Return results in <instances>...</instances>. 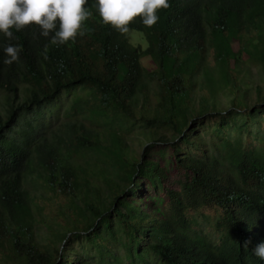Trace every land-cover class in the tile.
I'll return each mask as SVG.
<instances>
[{"label":"trees","instance_id":"trees-1","mask_svg":"<svg viewBox=\"0 0 264 264\" xmlns=\"http://www.w3.org/2000/svg\"><path fill=\"white\" fill-rule=\"evenodd\" d=\"M169 2L154 27L137 17L123 35L102 21L95 0L75 43L52 44L35 25L13 29L11 40L0 33L3 264H94L74 255L71 241L106 234L126 246L134 264H152L151 253L163 264H264L253 253L264 243V146L190 131L207 116L264 104L260 84L253 100L242 58L264 71V0ZM8 45L21 49L19 62L4 63ZM64 91L76 94L69 113L77 116L49 136L43 112ZM139 119L151 126L137 153L123 128ZM158 144L169 150L170 169L152 157ZM141 180L155 193L149 207L139 203L143 194H130ZM37 188L60 201L63 221L39 215ZM205 209L217 211L215 239L196 230ZM98 264L124 262L116 256Z\"/></svg>","mask_w":264,"mask_h":264},{"label":"rangeland","instance_id":"rangeland-1","mask_svg":"<svg viewBox=\"0 0 264 264\" xmlns=\"http://www.w3.org/2000/svg\"><path fill=\"white\" fill-rule=\"evenodd\" d=\"M135 33V31H132ZM235 49H237V44L234 43ZM211 53V52H210ZM242 58L247 62V65L244 66L247 68L248 76L247 80L251 82V91L253 94V100L256 98L255 86L260 84L264 87V71L258 64L249 61L246 54H242ZM209 63L213 65L215 60L212 55L208 57ZM144 62L148 63L147 60ZM243 75V74H242ZM78 94L87 96L88 93L83 90H78ZM2 95V93H0ZM76 94L74 92H63L58 98L54 99L46 105L45 111L43 112L42 120L44 122L43 131L49 136L59 133L70 123V119H74L77 114L74 112L69 113V108L71 107ZM221 100L224 106L229 105V100L225 95H221ZM140 116V113H139ZM122 118L118 117L117 123L121 121ZM135 122V123H134ZM125 128H123V134L126 137V140L132 148L137 153L143 151L144 146L147 143V139L143 134V129L151 126L149 120H135L132 122H126ZM116 127H119L116 125ZM191 132L194 131L196 134L201 133L205 139L208 140H220L222 137L228 138L232 141L240 140L247 147H263L264 146V104L262 106H255L252 110L243 112L238 111L233 115H228L223 118L219 117H210L201 119V122L192 125ZM172 138V135H171ZM220 138V139H219ZM162 146V147H161ZM165 145H156V147L151 150L152 157L155 160H159L164 165H168L170 169L171 159L170 153L167 148H164ZM164 148V150H162ZM170 162V165H169ZM173 171V167H172ZM174 172V171H173ZM142 181V180H141ZM35 192L38 195L41 205L44 206L39 215H42L46 223L56 224L58 221H63L60 216L59 203L58 199L50 200L51 195L45 194L42 188H37ZM45 194L46 196H42ZM133 197H139L143 194V197L139 203L142 205L150 206L151 201L155 196L154 190L151 186L147 185L146 180H143L141 183V189L133 191L130 193ZM200 221L196 226V230L203 234H207L214 239L218 237V232L214 228V223L217 218V211L214 209H205L202 212V215L199 216ZM47 229L45 224H41V233ZM71 244L74 246L78 253L74 255H80L88 260H92L98 264V261L103 257H106L110 261H114L117 256L120 258L124 264H134L135 259L132 256H128L129 251L122 243L117 242L113 237L106 234L103 238H96L92 241L86 237H83L79 241H71ZM107 246L108 251L101 250L99 246ZM135 250H138L137 248ZM149 262L152 264H163L161 258L157 254L151 253L149 256ZM0 264H3L0 261Z\"/></svg>","mask_w":264,"mask_h":264},{"label":"clouds","instance_id":"clouds-1","mask_svg":"<svg viewBox=\"0 0 264 264\" xmlns=\"http://www.w3.org/2000/svg\"><path fill=\"white\" fill-rule=\"evenodd\" d=\"M88 0H0V33L9 40L14 39L13 29L22 31L33 25L41 35H51L52 44L75 43L77 37L86 34V20L92 17L87 7ZM94 7L106 25L127 34L139 17L145 27H154L160 17L159 11L172 7L169 0H95ZM21 49L8 45L4 48L5 64L19 62ZM250 241H244L247 248ZM254 255L264 260V243L253 249Z\"/></svg>","mask_w":264,"mask_h":264}]
</instances>
